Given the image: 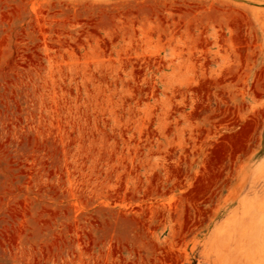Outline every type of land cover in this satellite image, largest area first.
I'll return each mask as SVG.
<instances>
[{
  "label": "rangeland",
  "instance_id": "obj_1",
  "mask_svg": "<svg viewBox=\"0 0 264 264\" xmlns=\"http://www.w3.org/2000/svg\"><path fill=\"white\" fill-rule=\"evenodd\" d=\"M0 264H264V0H0Z\"/></svg>",
  "mask_w": 264,
  "mask_h": 264
}]
</instances>
